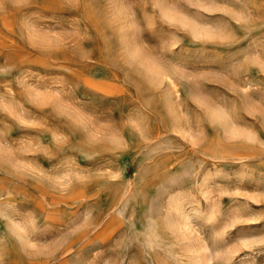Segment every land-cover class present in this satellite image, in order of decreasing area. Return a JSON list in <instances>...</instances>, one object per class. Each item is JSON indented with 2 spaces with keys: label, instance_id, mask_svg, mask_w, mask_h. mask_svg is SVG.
<instances>
[{
  "label": "rangeland",
  "instance_id": "1",
  "mask_svg": "<svg viewBox=\"0 0 264 264\" xmlns=\"http://www.w3.org/2000/svg\"><path fill=\"white\" fill-rule=\"evenodd\" d=\"M0 264H264V0H0Z\"/></svg>",
  "mask_w": 264,
  "mask_h": 264
}]
</instances>
